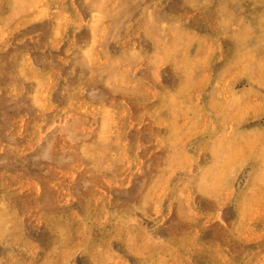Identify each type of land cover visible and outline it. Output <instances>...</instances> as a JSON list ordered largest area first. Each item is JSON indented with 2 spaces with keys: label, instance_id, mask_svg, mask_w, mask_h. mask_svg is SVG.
I'll use <instances>...</instances> for the list:
<instances>
[{
  "label": "rangeland",
  "instance_id": "1",
  "mask_svg": "<svg viewBox=\"0 0 264 264\" xmlns=\"http://www.w3.org/2000/svg\"><path fill=\"white\" fill-rule=\"evenodd\" d=\"M0 264H264V0H0Z\"/></svg>",
  "mask_w": 264,
  "mask_h": 264
}]
</instances>
